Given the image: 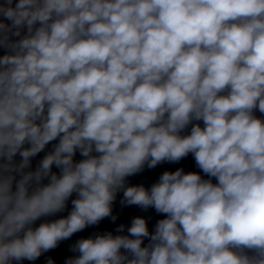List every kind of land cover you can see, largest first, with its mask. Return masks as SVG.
Here are the masks:
<instances>
[{
  "label": "clouds",
  "instance_id": "obj_1",
  "mask_svg": "<svg viewBox=\"0 0 264 264\" xmlns=\"http://www.w3.org/2000/svg\"><path fill=\"white\" fill-rule=\"evenodd\" d=\"M38 262L264 264V0H0V264Z\"/></svg>",
  "mask_w": 264,
  "mask_h": 264
}]
</instances>
